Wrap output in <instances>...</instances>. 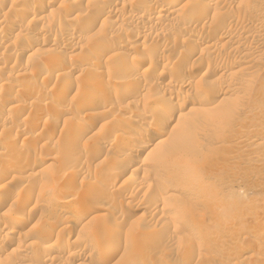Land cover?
<instances>
[{
  "label": "rangeland",
  "instance_id": "obj_1",
  "mask_svg": "<svg viewBox=\"0 0 264 264\" xmlns=\"http://www.w3.org/2000/svg\"><path fill=\"white\" fill-rule=\"evenodd\" d=\"M147 1H0V167L17 166L0 195L21 186L0 208V230H17L0 233V264H42L50 241L61 244L45 264H264V0H184L178 22L142 25ZM195 32L204 51L179 60ZM73 80L82 89L64 95ZM171 102L165 142L187 124L182 151L135 160ZM114 224L119 249L99 259Z\"/></svg>",
  "mask_w": 264,
  "mask_h": 264
},
{
  "label": "bare ground",
  "instance_id": "obj_2",
  "mask_svg": "<svg viewBox=\"0 0 264 264\" xmlns=\"http://www.w3.org/2000/svg\"><path fill=\"white\" fill-rule=\"evenodd\" d=\"M1 1V0H0ZM78 1V0H77ZM165 1V3L164 4H160V2L158 1V0H150L149 2L147 1V3H145L144 4V10L145 11H148L149 12V16H144V19H143V21H141L140 23L142 24V25H144V23H146V22H148L149 20H151V18H153L154 16H157L158 18L159 17H162L163 18V20H167V21H169V22H171V23H174V21H176V22H178L177 20H179V18L181 17V15L184 13V9H182L181 7H177V4H180V2H184V0H164ZM189 1V0H188ZM186 2V1H185ZM187 3V2H186ZM189 3V2H188ZM17 5V4H16ZM210 5V4H209ZM183 6H185V5H183ZM182 6V7H183ZM206 5H204V7H205ZM210 7V6H209ZM208 7V8H209ZM19 8V7H18ZM207 8V9H208ZM141 9H143V8H141ZM199 9V8H198ZM205 9H206V7H205ZM204 9V10H205ZM206 9V10H207ZM101 10V9H100ZM103 10H104V8H103ZM103 10L102 11H100V13L99 14H101V12L103 13ZM187 11V10H186ZM200 11V10H199ZM105 14H106V12H104ZM15 14V13H14ZM104 14V15H105ZM103 15V14H102ZM100 16V15H99ZM151 16H153V17H151ZM41 17V16H40ZM43 17V16H42ZM41 17V18H42ZM24 18V17H23ZM69 19V21H71V22H73L74 21V19H76V17L75 18H72V16H71V18H68ZM24 20V21H23ZM21 22H25V19H23ZM158 20V19H157ZM161 20V19H160ZM76 21H77V19H76ZM4 22V21H3ZM151 22V21H150ZM260 23V22H259ZM146 26V25H145ZM257 26H259V25H257ZM141 27V26H140ZM143 27V26H142ZM254 27V26H253ZM260 27H262V26H260ZM259 27V30H262V28H260ZM244 28V27H243ZM247 28V27H246ZM250 28V27H249ZM264 28V27H263ZM231 29V28H230ZM236 29V28H235ZM254 29V28H253ZM201 30H203V29H201ZM233 30V29H232ZM231 30V31H232ZM241 30V29H240ZM212 31V30H211ZM236 31V30H235ZM234 30H233V32H235ZM243 30H241V32H242ZM246 31V30H245ZM250 31V30H249ZM202 32V31H201ZM232 32V33H233ZM237 32V31H236ZM240 32V33H241ZM254 32V31H253ZM199 33V32H198ZM226 33V32H225ZM232 33H229V36L230 35H232ZM246 33V32H245ZM260 33H262V32H260ZM206 34H207V32H206ZM227 34V33H226ZM225 34V35H226ZM208 35V34H207ZM234 35V34H233ZM233 35H232V38H233ZM210 36V35H209ZM224 36V35H223ZM264 36V35H263ZM263 36H260V37H262L263 38ZM196 37H198V34L195 32V33H193V36H192V38H191V40L188 42V43H185L184 44V46L179 50V52H178V59L180 60H190V59H192L200 50H203L204 51V49L202 48V49H200V40L198 41L197 40V38ZM212 37V36H211ZM216 37V36H215ZM218 37V36H217ZM221 37V36H220ZM219 37V38H220ZM224 37H226V36H224ZM223 37V38H224ZM231 37V36H230ZM200 38V37H199ZM222 38V37H221ZM220 38V39H221ZM218 39V38H217ZM220 39H218V40H220ZM231 39V38H230ZM131 40V39H130ZM208 40V39H207ZM222 40V39H221ZM226 40H229L228 38L226 39ZM234 40V39H233ZM126 41V40H125ZM204 41V40H203ZM230 41V40H229ZM226 42V41H225ZM218 43V42H217ZM203 44V43H202ZM213 44V43H212ZM124 45H127L128 47H129V45H128V43H124ZM207 45V44H206ZM208 46H212V45H208ZM215 46H216V44H215ZM214 46V47H215ZM238 46V45H237ZM171 47V46H170ZM217 47V46H216ZM167 48V47H166ZM211 48V47H210ZM252 48V47H251ZM30 49V48H29ZM244 48H242V50H243ZM34 50V49H33ZM168 50V49H167ZM208 50V49H207ZM206 50V51H207ZM213 50V49H212ZM252 50V49H251ZM169 51V50H168ZM203 51H201V53L203 52ZM211 51V50H210ZM249 51V50H248ZM253 51H256V50H253ZM208 52V51H207ZM32 53H33V51H32ZM253 52L251 51V54H252ZM34 54V53H33ZM253 55V54H252ZM216 56H217V54H216ZM245 56V55H244ZM144 57V56H143ZM210 57V56H209ZM245 58V57H244ZM155 59V58H154ZM218 59V58H217ZM141 63H145V62H150V64L152 65V64H156V65H158V64H160L159 63V61L158 60H153L152 58L150 59V58H147V57H145V58H141L140 60H139ZM119 64H120V67H122V66H125L127 63H126V57H120V59H119ZM105 63V62H104ZM105 65V64H104ZM117 65V64H116ZM122 65V66H121ZM113 66V65H112ZM126 66H128V67H126L124 70H123V73H122V75L124 76V77H126V78H128L127 76H129V78L131 77V74H132V71H133V69H135V66L133 65V64H128V65H126ZM120 67H114V69L115 68H117V69H119ZM160 72H159V76H166V74H167V71H165L164 69H161V70H159ZM140 75V76H139ZM153 75V74H152ZM136 76H137V78H136V82L134 81L135 80V78H134V76H133V78H134V80L133 79H130V80H132L133 82H135V84L138 82V80H139V82L140 81H142V77L143 76H141V74H139L138 73V75L136 74ZM135 76V77H136ZM149 76V75H148ZM125 78V79H126ZM143 78H145V77H143ZM151 79L155 82L156 81V78L155 77H151ZM124 80V79H123ZM150 80V79H149ZM74 82H71L70 83V85H69V87H65L66 89H65V91H64V95H70L71 94V92L72 91H78L79 89H80V83H78V81H76V80H73ZM80 81V80H79ZM126 81V80H125ZM152 81V82H153ZM158 81V80H157ZM127 82H128V79H127ZM130 82V81H129ZM128 82V83H129ZM132 82V83H133ZM139 82H138V84H139ZM159 82V81H158ZM59 83V82H58ZM151 83V82H150ZM157 83V82H156ZM121 84H122V82H121ZM124 84H126V82L124 83ZM124 84H122V86L124 85ZM134 84V83H133ZM9 85V84H8ZM7 85V86H8ZM84 85V84H83ZM82 85V86H83ZM132 85V84H131ZM166 85H167V83H166ZM10 86V85H9ZM84 88V87H83ZM115 88V87H114ZM120 87H118V88H116V92L117 93H120L121 92V89H119ZM81 89H82V87H81ZM80 89V90H81ZM123 91V90H122ZM216 94V93H215ZM71 96V95H70ZM198 97V96H197ZM64 99V98H63ZM187 102V101H186ZM195 102H198V98H193L192 97V99H191V101H189V103H195ZM216 101H212L211 103H215ZM218 102V101H217ZM50 103V102H49ZM49 103L47 102V104L49 105ZM181 104V103H180ZM210 104V103H209ZM216 104V103H215ZM13 106H11L10 108L12 109L13 107H17L16 106V104H12ZM17 105H20V104H18L17 103ZM65 105V104H64ZM168 105H169V107H168V109L167 108H165V109H167L165 112H163L162 113V115L161 116H159V118H158V116H157V118H158V121L160 120V122L158 123V127L154 130V131H152V130H148L147 129V131H145V132H143V133H141V137L146 141L145 142V144H144V146H143V148H140V149H137L136 151H137V153H136V155H134V158H135V160H138V159H141L142 157H143V155H144V153L146 152V149H150V150H154L156 147H158V146H160V144H161V147L162 148H160L159 149V151L157 152V157L158 158H163L164 156H166V155H169V154H171V153H178L179 151H182V147H183V144H184V137H185V133H187L190 129H189V126L187 125V124H184V125H182L181 126V128H180V130L177 132V134H176V137L173 139V140H171V142H165V140H169L168 138H166V137H168L169 136V133H170V127H175L176 125H177V121H178V119H175V115H176V112H175V105H173L172 104V102L171 103H168ZM189 105V104H188ZM187 105V106H188ZM181 106H182V108H185V107H187L186 105H185V103H183V104H181ZM66 107V106H65ZM68 108H70V107H68ZM56 112H57V110L58 111H60V112H63V110L65 109L64 107H63V105L62 104H57V106H56ZM73 109H77L76 107L74 108L73 106H72V108L71 109H69V110H73ZM192 109V107L190 108V110ZM66 110H67V107H66ZM77 110H81V107L79 108L78 107V109ZM183 110V109H182ZM161 114V113H160ZM186 114V113H185ZM179 116V115H178ZM181 116V115H180ZM178 118V117H177ZM134 120V119H133ZM133 120H131V119H127V121L129 122V124L131 123H133ZM180 122V121H179ZM119 136V138L120 139H123V140H125V141H127V142H129L130 140H131V138H132V136H131V138H130V136H128V135H122V134H119L118 135ZM1 143V142H0ZM164 144V145H163ZM83 150V149H82ZM82 150H80V152L82 151ZM86 151V150H85ZM83 155V154H82ZM22 157V156H21ZM23 158V157H22ZM22 158H20V159H22ZM24 158H25V160L24 161H26V159L28 158L29 160H31V162H32V165L33 166H38V165H40L38 162H36L35 161V158L34 157H32V156H30V154L29 155H25L24 156ZM29 160H27V161H29ZM145 160V159H144ZM143 160V161H144ZM142 161V160H141ZM11 162V161H10ZM9 162V163H10ZM17 162V159H16V161H15V163ZM24 163V162H23ZM22 163V164H23ZM3 165V164H2ZM14 166L15 167H17L15 164L13 165V164H8V167H7V165H6V167L4 166L3 168L2 167H0V182L2 183V181H4V180H6L7 178H9L10 176H11V174L15 171V168H14ZM20 166H22V165H19L18 167H20ZM19 168H17V170H18ZM147 171V170H146ZM20 173V172H19ZM147 173V172H146ZM153 173V172H152ZM30 176H32L33 177V175H31L30 174ZM23 177H21L20 178V180L22 181L23 179H26V178H23ZM13 181V180H12ZM12 181H10V182H6V183H2V185L0 186V191L1 190H3L5 187L7 188V187H9V186H11V184H12ZM20 181V182H21ZM27 181V180H26ZM0 183V184H1ZM158 184V182L156 183V185ZM14 185V184H13ZM23 186H25L24 184H22ZM21 186H13L12 188H10V190H8V192L9 193H7L6 195H0V208H1V206H5V205H8V202H9V200H10V198H13V197H15V195H19V193H20V190H21V188H20ZM155 187V186H154ZM24 190V189H23ZM162 190V189H161ZM80 191V190H79ZM161 192V191H160ZM39 193V192H38ZM4 194V193H3ZM79 194V193H78ZM78 194H76V196L78 195ZM92 194L94 195V193L92 192ZM161 194H163V195H165L166 197H169V194H167L166 192H161ZM96 195V194H95ZM41 196V195H40ZM30 197H31V195H30ZM101 197V196H100ZM164 197V196H163ZM28 198V197H27ZM26 198V199H27ZM78 198V197H77ZM76 197H72V196H69L68 198H65L64 200H62V201H60L59 202V209L56 207V210H54V212H53V215L54 216H56V217H59L60 218V216H61V214L63 213V210L65 209V208H67L68 206H72L74 203L76 204L77 202H75L76 201V199H77ZM42 199V198H41ZM164 199V198H163ZM14 200V199H13ZM28 203V202H27ZM27 205V204H26ZM74 206V205H73ZM82 207H84V206H82ZM3 208V207H2ZM76 208H79V207H76ZM81 208V207H80ZM66 210V209H65ZM80 211V210H79ZM9 212V211H8ZM8 212H6L7 214H8ZM25 211L23 210V213H24ZM72 212V211H71ZM33 213V212H32ZM6 215V214H5ZM43 215V214H42ZM174 216H175V214H174ZM28 218V217H27ZM70 218H71V216L69 217H66V218H64L63 220H70ZM74 218V217H73ZM23 219V218H22ZM0 221H2V220H0ZM51 222H54V221H52L51 220ZM50 222V223H51ZM12 223H14L13 221H11V220H6L5 221V219H4V223H3V225H4V227L3 228H6V227H8L9 225H11ZM24 223H26V221L25 220H20V218H19V220H17L16 221V226L17 225H23ZM117 225V224H116ZM115 224H114V226H115V228L112 230V232L110 233V235H109V237L105 240V243L103 244V246L101 247V249L99 250V252L97 253V256H99V259H107V257L109 256V255H113V254H115L116 252H117V250L119 249L118 247V244H117V242H118V240L117 241H115L116 240V238L118 237V233H119V230H118V228H117V226H116ZM65 226H69V225H65ZM62 229V228H61ZM67 229V228H66ZM3 230V229H2ZM2 230H0V233H2V232H4V231H2ZM16 229L15 228H13V226H11L10 228H8L5 232H4V237L5 238H2V239H8V238H11V237H13L14 236V234L16 233ZM119 238V237H118ZM13 240V239H12ZM55 241H57V240H55ZM3 242V241H2ZM5 242V241H4ZM39 242H41V241H38V240H34V241H32V243L34 244V245H39V244H41V245H43L42 244V242L41 243H39ZM58 242V241H57ZM57 242H54V241H50V242H48V245H47V247H45V254H43V257H41L42 259H40V263H42V264H45V263H47L48 261H51L52 260V257H50L49 255H48V253L50 252L49 250H53V249H55L56 247L58 248L59 247V245L57 244ZM64 242V241H63ZM93 242L94 241H91V242H89V243H87L86 245L88 246V248H91V246H92V244H93ZM59 243V242H58ZM3 244V243H2ZM59 244H61V243H59ZM64 244H65V242H64ZM40 245V246H41ZM120 245V244H119ZM69 246V245H68ZM60 248V247H59ZM43 250V249H42ZM39 251H40V249H39ZM49 251V252H48ZM42 253H44L43 251H42ZM41 253V254H42ZM50 254V253H49ZM81 255V254H80ZM86 256V255H85ZM81 257V256H80ZM76 260L78 259V257L76 258V257H74ZM59 259V258H58ZM102 260V261H103ZM101 262V261H100Z\"/></svg>",
  "mask_w": 264,
  "mask_h": 264
}]
</instances>
